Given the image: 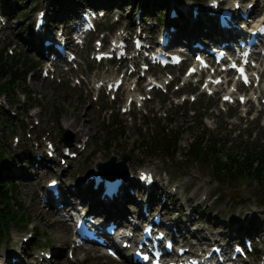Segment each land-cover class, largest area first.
I'll return each mask as SVG.
<instances>
[{"label":"rangeland","instance_id":"374dc122","mask_svg":"<svg viewBox=\"0 0 264 264\" xmlns=\"http://www.w3.org/2000/svg\"><path fill=\"white\" fill-rule=\"evenodd\" d=\"M50 1L39 0V2L34 3L32 0H9L7 3L9 7H6L4 0H0V18L2 20H0V53L6 50L4 57L8 62L13 56L23 66L26 63L32 65V61L35 63V60L41 61V56H38L39 49L35 52L30 50L26 41L34 29L37 13L41 9L48 10L52 3ZM60 1L61 3L57 4L59 7L57 16L60 18V15H63L60 20L65 19V21L67 20L66 15H64L66 12L65 4L75 8H81L77 5L79 3L84 4L82 0ZM88 1L86 2L88 3ZM96 1L98 5L100 0ZM173 1L181 2V0ZM244 1L248 3V0ZM140 2L151 3L149 0H117L115 3L110 0H103L102 4L106 8L108 7V11L106 18L99 22V28L102 31L87 38L88 42L85 47L79 48V61L71 65L70 71L67 65H60L58 75L55 78L52 75L44 76L43 70L46 65L43 63L47 59L45 58L43 62L36 64L40 67L35 65L37 68H35L32 77L26 82H22L21 87L0 98V121L3 124L0 131L3 136V145L10 151L7 174L17 182L31 218L29 227L12 225L10 232L1 238L0 262H3L7 256L11 258L13 252L18 251L23 257L22 264H41L40 260L43 258L41 254L53 250L56 255L54 264H130V260H114L105 254L104 250L92 246L74 249L73 257L70 258V252L74 248L71 219L62 216L56 218V222V219H50L52 210L43 205L40 196L41 190L45 188V184L51 178L55 177L59 180L64 178L67 184L71 186L78 180L87 178L98 163L106 162L112 156H117L120 161L125 153L130 154L132 158L128 162V168L132 172L152 170L161 175L163 179L161 184L171 181V185L164 192L170 198V203L163 202L164 195L160 198L162 205L157 203V210L161 209L164 213L165 223L178 217L179 214L182 215V220L186 221L189 211L198 206L196 212L198 223L193 225V230L203 225L208 228V234H216L211 242L210 240H202L207 233L198 234V239L202 241L200 245L210 249L214 243L216 244V240L222 239L218 235L222 230L230 233L232 228V230L240 229L244 232L248 222L255 220V229H259L261 232L258 238L255 237L254 239L255 252H261V255L259 257L256 253V255L246 259L243 264H259L263 260L264 205L260 199H263L264 192L258 191L262 190L259 188V184L253 181L243 184L242 181L239 183L224 180L218 182L213 177L212 169L208 164H190L183 159L189 144L196 136L201 135H205L208 141L214 137L222 141L223 159L227 155L241 153L245 146L264 149L263 108L257 107L253 103L246 106L222 104L216 97H209L200 89L193 90V94L198 96V100L192 102L190 96H180L181 93L175 94L176 87L173 84L175 88L173 87V90L171 89L167 95L154 92L153 100L146 103L145 109L139 110L134 106L131 113L127 115L122 112V108L129 93H131L129 87L120 91L118 95L120 104L114 103L110 96L105 93L101 92L99 95L95 93L94 83L96 80L116 78L118 69L121 67L128 69L129 67L128 63L125 65L119 63L97 64L92 58L95 52L93 40L107 36L113 38V36L118 35L119 28L132 26L136 27L133 29V33L136 34L139 25L136 23L138 11L133 6L134 3L136 5ZM208 2L209 0H200L202 10L206 9ZM80 10L77 9L78 13L81 12ZM153 13L143 17L140 26L152 27L153 31L156 32L154 38L158 39L161 31L159 28L158 30L154 28L158 14L156 11ZM190 13H192L191 10L189 16H191ZM117 19L120 22L115 24ZM108 30L110 32H107ZM188 31L185 29V33ZM196 42V39H192L190 44ZM262 65L264 66V61ZM180 71L179 68H175L162 72L161 82L166 83L167 73L176 76ZM77 81L80 83L78 84ZM181 85L180 82L177 84L179 87ZM193 87L191 84V88ZM125 91L127 92L126 95ZM23 94H26L27 97L24 98ZM182 99L189 103L184 102L183 104ZM12 101L14 104L7 103ZM33 102L35 106L29 107L30 103ZM7 112L11 114V120L6 117ZM111 113L112 120L114 118L115 121L120 122L123 135L107 141L104 138L108 126L106 121ZM145 118L150 125L144 123ZM169 118L175 120L171 130L184 132L179 153L171 160L159 154L149 156L148 151H144L140 145L142 138L140 134L148 135L149 132H159L161 128L167 127V119ZM74 120L78 123L86 121L90 125L89 131L85 132L83 136H77L73 129L66 127V122L71 123ZM159 122L161 123L157 127L156 123ZM10 133L11 137L7 140L5 137ZM37 135H41L40 139H34ZM16 138L20 140L18 144L14 141ZM45 138L54 143L57 149V159L49 163L48 166L37 168L34 164H36L38 154H41V159L46 158ZM62 138L72 140L71 147L75 148L78 144L81 146L87 144L86 150L78 159L68 160L64 165L60 163V158L64 157L63 150L65 148L64 144L61 143ZM24 152L27 153V158H22ZM140 160L142 164H140ZM66 166L68 167L66 168ZM32 169L33 171H31ZM28 172H37L38 174H28ZM63 173L66 174V177L63 176ZM220 191L227 195L219 197L217 193ZM84 204L89 208L90 200ZM181 206L185 208L182 212L180 211ZM127 209L135 212L139 210L137 204L135 206L129 204ZM40 210L42 211L40 212ZM247 212H252L253 218H249ZM261 220L263 222L262 229L259 227ZM34 228L40 229L41 234L37 235ZM30 235H32L31 239L29 238ZM26 238L30 239L27 244L23 241ZM40 238L42 241L39 240ZM191 240L192 245L197 243V240L192 237ZM223 242L228 243L229 238ZM89 248L91 254H89Z\"/></svg>","mask_w":264,"mask_h":264},{"label":"trees","instance_id":"16d2710c","mask_svg":"<svg viewBox=\"0 0 264 264\" xmlns=\"http://www.w3.org/2000/svg\"><path fill=\"white\" fill-rule=\"evenodd\" d=\"M7 1V2H6ZM4 0L7 5L9 0ZM34 3L38 0H32ZM151 3L140 2L136 5H141L144 15L158 14V20H165L169 14V4L165 0H149ZM60 0H55V5L60 4ZM135 4V3H134ZM7 7H9L7 5ZM173 24L176 21H172ZM6 50H4L5 52ZM4 52L0 53V96L8 95L21 87L22 82H26L28 74L33 72V66L26 63L24 66L20 65L19 60L13 56L11 61H7L4 57ZM14 104V101H12ZM34 106V102L30 103ZM6 117L12 119L11 115L7 113ZM202 118V117H200ZM108 122L107 132L104 135L105 140L111 141L117 136L123 135L121 131L120 122L112 120L111 117L106 121ZM175 120L168 119L166 128H161L159 132H149L148 135H143L140 145L142 149L148 151L149 156L163 155L167 159H174L179 153V146L184 134L183 131L171 130V126ZM3 124L0 121V128ZM159 127V125H158ZM143 131V130H142ZM14 131L12 130V133ZM148 138H146V137ZM11 137V133L5 138L7 140ZM247 145V144H246ZM223 143L216 137L210 141L205 135L196 136L184 155L185 161L190 164L206 163L212 169L213 177L218 181H229L233 183L241 182L250 183L257 182L260 192H264V149H257L256 147L245 146L241 153H234L227 155L225 159L222 158ZM10 158V151L3 145V136L0 131V240L4 235L8 234L12 225L20 227H28V222L31 218L27 212L25 203L18 189V184L12 177L7 174V164ZM233 187V185H231ZM231 187V188H232ZM224 193V194H223ZM218 192L217 195L224 197L225 192ZM262 205H264V194ZM36 233L41 234L40 229H36ZM42 241V239H39Z\"/></svg>","mask_w":264,"mask_h":264},{"label":"bare ground","instance_id":"6f19581e","mask_svg":"<svg viewBox=\"0 0 264 264\" xmlns=\"http://www.w3.org/2000/svg\"><path fill=\"white\" fill-rule=\"evenodd\" d=\"M75 1V0H74ZM84 3L87 0H82ZM112 2H117V0H110ZM176 5L180 6L182 8V10L184 11L185 16L189 19L188 21V25L191 23H194V18L189 16V12H188V4L189 2L185 1V0H181V2L177 1H173ZM66 5V12L64 13V15H66L68 18L70 17V15L77 13V9L80 8H75L74 6H70L69 4H65ZM78 7H81L82 4H77ZM46 10V9H45ZM47 14L50 12V10H46ZM60 18H63V15H60ZM67 18V19H68ZM185 25L183 23L182 28L180 30V34L177 37L178 40L180 42H182L183 40H186V46L187 44L193 39V38H198V33L195 32H190L188 31L187 33H185ZM144 29H151L149 28L147 25L146 27H144ZM183 30V31H182ZM30 37L27 39L26 44L29 46V49L32 51H37V49H39V56H41V61H43L46 56H45V49L48 51L52 50V47L46 48L43 46L42 40L44 39V37H50L51 33L50 32H42L40 34H36L34 31H32L30 34ZM97 83V82H96ZM66 127L73 129L76 133L77 136H83V134H85V132L89 131L90 129V125L87 124V122H83V123H78L76 120H74L73 122H66ZM36 164H34V166H36L37 168H40L42 165L47 166L49 163V160H41L35 161ZM32 167H33V163H32ZM31 167V168H32ZM35 167V168H36ZM33 171V169L31 170ZM14 173H16V171L14 170ZM38 174L37 172H28V174ZM63 176L66 177V174L63 173ZM125 181H126V185H124V187L121 190V195L118 198H115L112 202H114V209H116V213H115V218L111 215L109 216V218L107 220H115L116 223H121V225H125L126 222H128L129 217L132 216H139L140 219H145L146 217L144 215V213L141 211V209H139V211H128L127 206L130 205H135L136 203L139 204H147L148 206V210H156V211H161L157 210L158 205H156V202L159 200V193L157 192L156 196L153 197L151 194H149V196L146 198L142 195L143 191H149L150 188L144 187L142 186V192L141 193H137L136 196H132L129 193V189L131 186L134 185V183L136 182V177H133L131 175H127L124 177ZM63 180V181H62ZM61 180V185H60V190H61V194H60V200H55V199H51V204L52 207H50V209L52 210V213H50L49 218L54 220L58 217H68L72 211H76L78 212L77 209V203H81L84 204L87 203V200H84V198L86 197V194L84 193L83 190V186H85V188L89 189L90 188V179L89 178H85L82 180H78L77 182L71 184V186H69L66 182V180L63 178ZM165 183V182H164ZM169 182L165 183V185H168ZM36 191V189H35ZM166 191V187L164 188V192ZM156 201V202H155ZM159 204H162V202H159ZM88 208H85L84 210H87ZM184 206L180 207V211L182 212V210H184ZM42 210H40L41 212ZM88 211H90V213H92L93 215H97L96 211L94 209H88ZM197 209L193 208L189 211L188 215H187V219L186 221L182 220V215L179 214L178 217L171 219L170 221L165 223V219H164V227L167 231V233L169 235H174L175 237H177L176 235V231L173 230V227L177 226L178 230L177 233L179 234V238H181V242L184 245H188L192 243V240H190L189 238L192 237L195 240H197V242H202L200 240H198V234L200 233H207L208 228L200 225L199 227H197L195 230H193V224L194 223H198V217L196 215ZM174 213V212H173ZM172 213V214H173ZM171 214V215H172ZM71 216V215H70ZM101 217V216H100ZM169 217V216H167ZM57 221V219L55 220V222ZM260 229L263 228V224H260ZM138 230V229H137ZM209 231V230H208ZM230 233H227L229 231H223L220 232L218 235L222 237V239L226 240L227 238L230 239H234L237 238V233L238 230H232V228L230 229ZM253 236H258L261 234V232L259 231V229L253 230L251 232ZM216 234L211 233L208 234L206 236H203L202 240H213L216 236ZM224 247L226 249L229 248L228 245H224ZM89 254H91V249L89 248ZM13 255H15V257L17 258V262L18 264H22V255H20L18 253V251L13 252ZM123 258L126 259V253H123ZM4 262H11L10 261V257L7 256L5 258V260L3 262L0 263H4ZM130 264H133V260L130 258L129 261Z\"/></svg>","mask_w":264,"mask_h":264},{"label":"water","instance_id":"95a60500","mask_svg":"<svg viewBox=\"0 0 264 264\" xmlns=\"http://www.w3.org/2000/svg\"><path fill=\"white\" fill-rule=\"evenodd\" d=\"M61 142H64L66 146H70L72 144V140H67V139H63ZM131 159V157L128 154H125L123 156V160L120 163H117V157L114 156L111 158L110 161H108L105 164H100V170L102 173H104L105 175L112 177V176H122L124 175L127 171V162ZM140 163H142V161H140ZM118 165L120 167V171L117 172H112L111 169L115 166ZM111 168V169H110ZM123 168V169H122ZM125 169V170H124Z\"/></svg>","mask_w":264,"mask_h":264}]
</instances>
